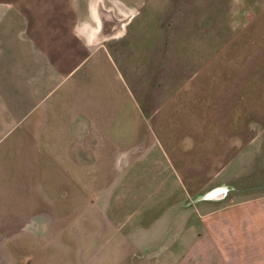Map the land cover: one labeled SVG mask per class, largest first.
<instances>
[{
    "label": "crops",
    "instance_id": "0c3cea01",
    "mask_svg": "<svg viewBox=\"0 0 264 264\" xmlns=\"http://www.w3.org/2000/svg\"><path fill=\"white\" fill-rule=\"evenodd\" d=\"M146 2L0 0V139L37 130L43 147L23 186L12 144L0 145V264H264V187L213 180L226 134L210 157L207 133V155L188 161L174 126L162 134L161 79L146 101V82L133 93L119 72L113 55L123 58ZM221 11L223 28L239 15ZM247 129L251 142L264 124ZM45 130L57 131L56 153ZM188 136L204 147L203 132Z\"/></svg>",
    "mask_w": 264,
    "mask_h": 264
},
{
    "label": "rangeland",
    "instance_id": "374dc122",
    "mask_svg": "<svg viewBox=\"0 0 264 264\" xmlns=\"http://www.w3.org/2000/svg\"><path fill=\"white\" fill-rule=\"evenodd\" d=\"M236 5L239 15L225 18L232 25L223 28V20L215 16L218 9L222 10L220 15L227 16ZM245 9L257 11L256 17ZM201 13L206 16L199 17ZM134 24L135 33L125 37L123 58L113 56L129 90L134 93L138 83L141 87L146 82V101L155 95L154 79H161L155 96L162 134H169L173 125L179 149L194 162L207 155V133L210 157L217 153V147L222 149L220 135L225 133V161L219 159L222 169L213 180L232 178L230 184L246 192L263 188L264 130L259 136L253 135L251 142L246 135L250 124H264V0H147L131 26ZM186 27L193 30L192 39L185 35ZM218 27L225 32L218 33ZM190 76L204 79L189 82ZM56 132L45 130V141L54 143L50 139L56 138ZM202 132L204 147L198 142L192 144L188 135L192 133L200 143ZM41 133L12 129L0 139L3 150L11 143L12 156H17L19 185H25L27 170L41 168ZM237 136L242 137L238 144ZM14 140L18 142L16 148ZM50 152L56 153L53 144Z\"/></svg>",
    "mask_w": 264,
    "mask_h": 264
},
{
    "label": "water",
    "instance_id": "95a60500",
    "mask_svg": "<svg viewBox=\"0 0 264 264\" xmlns=\"http://www.w3.org/2000/svg\"><path fill=\"white\" fill-rule=\"evenodd\" d=\"M218 189H219L220 191H222V190H225L226 187H225V185H221ZM214 193H215V192H207V193L203 194V196H213ZM217 193H218V192H217ZM218 194H219V193H218Z\"/></svg>",
    "mask_w": 264,
    "mask_h": 264
}]
</instances>
